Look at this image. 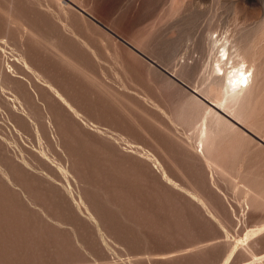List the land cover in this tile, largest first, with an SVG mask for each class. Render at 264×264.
Returning <instances> with one entry per match:
<instances>
[{"label": "rangeland", "instance_id": "rangeland-1", "mask_svg": "<svg viewBox=\"0 0 264 264\" xmlns=\"http://www.w3.org/2000/svg\"><path fill=\"white\" fill-rule=\"evenodd\" d=\"M69 1L0 0V264H264V145L121 40L264 140V0Z\"/></svg>", "mask_w": 264, "mask_h": 264}, {"label": "bare ground", "instance_id": "bare-ground-1", "mask_svg": "<svg viewBox=\"0 0 264 264\" xmlns=\"http://www.w3.org/2000/svg\"><path fill=\"white\" fill-rule=\"evenodd\" d=\"M225 45V44H224ZM225 47V46H223ZM212 50V49H211ZM227 50H223V57H225V61L227 62L229 60V56L227 54ZM211 53V52H210ZM232 59V58H231ZM219 64L217 65L216 69L222 75L225 77V90H226V99L227 103L222 105V104H215L212 102L219 110L223 109L226 110L228 107V104L233 101H238V99L244 94L252 90V84L251 80H249L248 76V69L242 65V67H233V70L231 73L226 74L225 73V65L227 64L224 62V59L221 57L217 59ZM248 76V77H247ZM251 79V78H250ZM229 108V107H228Z\"/></svg>", "mask_w": 264, "mask_h": 264}, {"label": "water", "instance_id": "water-1", "mask_svg": "<svg viewBox=\"0 0 264 264\" xmlns=\"http://www.w3.org/2000/svg\"><path fill=\"white\" fill-rule=\"evenodd\" d=\"M67 2H69L70 4H72L73 6H75L76 8H78L74 3L70 2L69 0H66ZM81 12L85 13L87 16L91 17L89 14H87L84 10L78 8ZM126 45H128L130 48H132L134 51H136L138 54H140L142 57H144L145 59H147L148 61H150L151 63H153L154 65H156L157 67H159L160 69H162L163 71H165L169 76H171L174 80H176L177 82H179L180 84H182L186 90H188L193 96H195L196 98H198L200 101L204 102L205 104L209 105L210 107L214 108L216 111H218L222 116H224L225 118H227L229 121H231L232 123H234L236 126H238L239 128H241L243 131H245L248 135H250L252 138H254L255 140H257L259 143H261L262 145H264V140H262L260 137H258L257 135H255L254 133H252L250 130H248L247 128H245L242 124L238 123L236 120H234L232 117H230L228 114H226L225 112L219 110V108H217L212 102H210L208 99H206L204 96H202L200 93H198L196 90H194L193 88H191L190 86L186 85L185 83H183L181 80H179L177 77H175L174 75H172L170 72H168L166 69L162 68L161 66H159L158 64H156L154 61H152L151 59H149L148 57H146L144 54H142L140 51H138L137 49H135L133 46H131L129 43H127L126 41H124L123 39H121Z\"/></svg>", "mask_w": 264, "mask_h": 264}]
</instances>
